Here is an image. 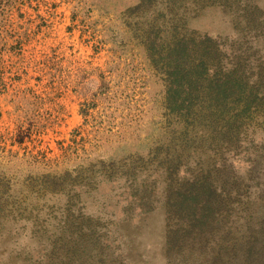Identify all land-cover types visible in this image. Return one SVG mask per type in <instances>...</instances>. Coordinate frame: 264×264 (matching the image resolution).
Wrapping results in <instances>:
<instances>
[{
  "label": "rangeland",
  "instance_id": "1",
  "mask_svg": "<svg viewBox=\"0 0 264 264\" xmlns=\"http://www.w3.org/2000/svg\"><path fill=\"white\" fill-rule=\"evenodd\" d=\"M153 21L212 38L226 69L243 57L259 88L264 0H0V264H211L214 241L180 254L166 244L173 177L205 169L219 172L221 198L229 171L249 186L215 239L258 222L264 112L235 150L190 141L170 176L182 135L136 45Z\"/></svg>",
  "mask_w": 264,
  "mask_h": 264
},
{
  "label": "trees",
  "instance_id": "2",
  "mask_svg": "<svg viewBox=\"0 0 264 264\" xmlns=\"http://www.w3.org/2000/svg\"><path fill=\"white\" fill-rule=\"evenodd\" d=\"M136 38L149 68L163 76L165 115L168 123L171 117L176 121V132L182 135L176 153L168 162L170 176L175 174L180 158L194 144V139L199 146L209 144L218 151L235 150L242 130L253 124L256 114L264 112V96L259 95L264 84V66L259 69L258 88L248 82L243 57L234 56L232 68L226 69L221 64V45L212 38L158 21L147 23ZM255 166L252 162V178L259 176ZM219 176V172L205 169L192 181L177 183L173 177L166 203L170 220L166 233L168 249L180 254L187 248L205 247L214 241L217 248L211 264H264L263 207L256 224H248L245 229L236 227L235 233L231 225L223 239H215L221 212L233 204L241 189L245 193L249 191L248 184L236 180L229 171L223 179L226 196L221 198ZM258 192L264 199V187ZM87 223L77 224V231L81 233ZM79 264L108 263L100 260Z\"/></svg>",
  "mask_w": 264,
  "mask_h": 264
}]
</instances>
